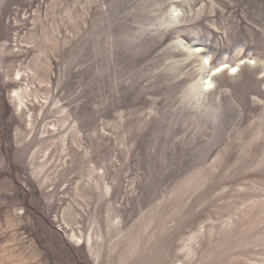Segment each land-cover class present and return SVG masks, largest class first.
I'll return each mask as SVG.
<instances>
[{"label": "rangeland", "instance_id": "374dc122", "mask_svg": "<svg viewBox=\"0 0 264 264\" xmlns=\"http://www.w3.org/2000/svg\"><path fill=\"white\" fill-rule=\"evenodd\" d=\"M0 264H264V0H0Z\"/></svg>", "mask_w": 264, "mask_h": 264}, {"label": "bare ground", "instance_id": "6f19581e", "mask_svg": "<svg viewBox=\"0 0 264 264\" xmlns=\"http://www.w3.org/2000/svg\"><path fill=\"white\" fill-rule=\"evenodd\" d=\"M234 67L232 68V72L231 73H233V71H234ZM224 70V66H220V67H218V68H216L215 70H214V73L215 74H218V73H220V72H222ZM211 83V81H207V84H210ZM206 84V83H205Z\"/></svg>", "mask_w": 264, "mask_h": 264}]
</instances>
